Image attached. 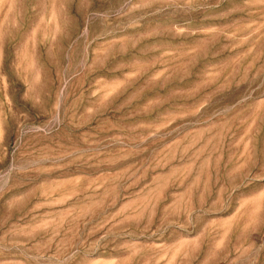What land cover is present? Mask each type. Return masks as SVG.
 I'll list each match as a JSON object with an SVG mask.
<instances>
[{
    "label": "rangeland",
    "instance_id": "obj_1",
    "mask_svg": "<svg viewBox=\"0 0 264 264\" xmlns=\"http://www.w3.org/2000/svg\"><path fill=\"white\" fill-rule=\"evenodd\" d=\"M0 264H264V0H0Z\"/></svg>",
    "mask_w": 264,
    "mask_h": 264
}]
</instances>
